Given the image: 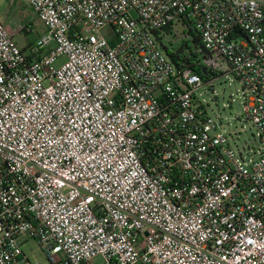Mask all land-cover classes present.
<instances>
[{"label": "built area", "instance_id": "2783aa9c", "mask_svg": "<svg viewBox=\"0 0 264 264\" xmlns=\"http://www.w3.org/2000/svg\"><path fill=\"white\" fill-rule=\"evenodd\" d=\"M25 2L47 33L0 17V264H264V0ZM228 75L252 154L200 98Z\"/></svg>", "mask_w": 264, "mask_h": 264}, {"label": "rangeland", "instance_id": "374dc122", "mask_svg": "<svg viewBox=\"0 0 264 264\" xmlns=\"http://www.w3.org/2000/svg\"><path fill=\"white\" fill-rule=\"evenodd\" d=\"M131 15L137 16L136 12ZM0 17L9 21L14 30L23 24H30V30H16L14 36L23 49L30 43H36L47 33L43 21L34 14L25 0H0ZM63 60L64 58L60 61ZM211 85L214 92L210 88H201L199 91L200 98L207 105L208 114L216 120L221 119L222 131L229 138L232 148L245 155L252 154L254 149H258L260 142L253 123L245 117L239 82L232 75H228L214 80ZM22 249L33 262L45 261L46 257L35 239L26 242Z\"/></svg>", "mask_w": 264, "mask_h": 264}, {"label": "trees", "instance_id": "16d2710c", "mask_svg": "<svg viewBox=\"0 0 264 264\" xmlns=\"http://www.w3.org/2000/svg\"><path fill=\"white\" fill-rule=\"evenodd\" d=\"M26 48V47H25ZM24 48V49H25ZM183 45L178 46V47H173L172 49H167L168 54L172 57L171 59L174 61V63L178 66L183 65L184 63L186 64L188 62V58H183L184 55H181L183 52ZM198 72L202 73V76H205V71L202 70L201 68H198ZM207 78V77H206Z\"/></svg>", "mask_w": 264, "mask_h": 264}, {"label": "crops", "instance_id": "0c3cea01", "mask_svg": "<svg viewBox=\"0 0 264 264\" xmlns=\"http://www.w3.org/2000/svg\"><path fill=\"white\" fill-rule=\"evenodd\" d=\"M5 22H6L7 24H10L9 21H5ZM30 44H32V43H30Z\"/></svg>", "mask_w": 264, "mask_h": 264}]
</instances>
